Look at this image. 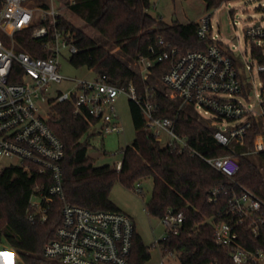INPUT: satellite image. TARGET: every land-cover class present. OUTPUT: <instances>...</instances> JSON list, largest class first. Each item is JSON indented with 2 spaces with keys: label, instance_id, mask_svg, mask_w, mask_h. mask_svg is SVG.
I'll return each instance as SVG.
<instances>
[{
  "label": "trees",
  "instance_id": "trees-1",
  "mask_svg": "<svg viewBox=\"0 0 264 264\" xmlns=\"http://www.w3.org/2000/svg\"><path fill=\"white\" fill-rule=\"evenodd\" d=\"M205 1L209 9L216 5L215 0ZM60 4L84 24V27H77L62 14L58 17L57 27L50 29L51 33L58 29L67 42L76 44L78 52L70 58L74 67L93 71L96 77L106 76L107 82L118 88L127 89L133 85L143 100L148 97L155 107V116L173 120L176 135L186 139L202 156L212 158L230 154L214 140L216 127L212 121L199 119L191 106L181 107L179 100L171 99L157 87L162 76L170 70L171 61L156 64L147 80L129 66L130 62L140 58L152 59L166 49H176L180 55L206 50L211 40L198 38V23L169 25L150 14L151 0H60ZM33 29L14 35L16 52H24L32 58L50 57L47 43L51 37L36 39L32 36ZM84 29L98 32L107 43L120 50L126 61L99 45ZM252 56L258 64L264 65L262 47L252 44ZM22 79V69L15 62L9 82L22 83ZM49 104L48 125L65 147L61 165L68 204L93 212H121L110 200L115 184L120 183L142 195L140 183L152 179V195L146 203L148 215L160 220L169 212L184 216L179 234L168 235L154 247L164 256L177 257L180 264H235L231 250L216 244L215 227L224 221L233 222L228 199L233 193H239L241 187L264 202V175L248 157L237 155L239 174L234 181H229L199 156L168 145L162 147L147 130L141 108L130 99L136 137L122 151L121 169L117 170L118 164L96 166L88 156L92 137L89 133L95 123L75 113L72 101L52 99ZM259 133L253 120V128L246 139V145L251 149ZM260 158L264 160V153ZM36 169V166L24 163L11 164L0 170V236L24 264H41L44 249L55 239L62 220L63 203L54 201L46 221H30V200L34 190L48 184ZM219 187H222V195L218 194L217 200L210 201L214 197L213 191ZM262 214L264 218V208ZM236 230L242 247L264 251V229L260 238L252 235L246 222L238 225ZM150 260V248L135 233L129 264H147Z\"/></svg>",
  "mask_w": 264,
  "mask_h": 264
},
{
  "label": "built area",
  "instance_id": "built-area-1",
  "mask_svg": "<svg viewBox=\"0 0 264 264\" xmlns=\"http://www.w3.org/2000/svg\"><path fill=\"white\" fill-rule=\"evenodd\" d=\"M54 1L0 0V30L12 40V47H6L0 38V157L19 160L17 165H34L36 172L47 180L48 184L37 186L31 197L29 219L32 223L46 221L50 204L54 201L63 203L61 224L55 239L46 245L41 264H129L136 233L133 219L123 212H93L66 202L61 165L65 147L48 125L49 114L42 115L38 103H49L52 99L72 101L75 113L86 117L95 126L100 125L105 133L119 134L124 129L116 110V99L121 93H126L141 108L147 130L159 142L160 134L166 133L170 138L168 146L199 156L229 181H234L239 174L237 155L260 157L264 153V105L260 103L261 113L256 114L238 100L223 98V95L244 94L245 90L234 58L214 41L211 15L202 19L197 29L200 40H211L206 50L180 55L176 49H166L152 59L140 58L137 64L141 67L140 75L147 80L156 64L171 61L170 70L161 79L168 89L166 94L179 100L181 107L191 106L199 113L203 111L206 115H213L216 118L212 120L216 127L213 138L230 154L212 158L202 156L186 139L176 135L173 120L155 116V107L148 97L143 100L133 85L127 89L118 88L107 82L106 76L70 79L75 82L73 90L58 92L52 97V84L68 79L61 73L62 50L68 48L71 55L78 52L76 44L67 42L61 31L55 29L50 32L51 28L57 27L58 17L63 14ZM261 10L264 12V6ZM257 24L246 29L247 39L264 38V30L260 23ZM31 27L34 28V38L51 37L47 43L50 57L32 58L24 52H16L14 35ZM15 62L22 69V83L9 82ZM245 70L254 72L253 66H246ZM257 71L264 78V65L258 64ZM253 120L260 133L251 149L246 145V139L253 128ZM216 121H238L239 124L224 130L217 126ZM120 169L121 162L117 165V170ZM222 193V187L215 189L210 201L217 200L218 194ZM228 206L233 222L224 221L216 225V244L231 250L235 264H264V251L242 247L236 230L238 225L246 222L252 235L260 238L264 229V202L241 187L239 193H233L228 199ZM161 222L166 228V235L161 239L164 240L168 235L179 234L184 216L169 212ZM158 244L159 240L155 242L157 247ZM169 256L174 257L172 254Z\"/></svg>",
  "mask_w": 264,
  "mask_h": 264
},
{
  "label": "rangeland",
  "instance_id": "rangeland-1",
  "mask_svg": "<svg viewBox=\"0 0 264 264\" xmlns=\"http://www.w3.org/2000/svg\"><path fill=\"white\" fill-rule=\"evenodd\" d=\"M216 5L209 9L205 0H151L152 7L150 14L161 18L165 23L172 25L178 23L185 25L191 22L199 23L202 19L211 15L213 25L212 36L214 41L226 48L234 58L241 80L244 84L245 93L229 97L223 95L227 100H238L245 106L252 109L256 114L261 113V106L264 105V78L257 71L258 62L252 56V44L262 47L264 55V38L247 39L246 29L253 28L260 23L264 30V0H215ZM57 9H61L69 21L77 27H84L83 22L63 8L59 1H54ZM87 34L94 38L97 43L107 48L118 59L126 61L124 55L118 48L107 43L104 38L92 29H84ZM0 38L6 47H12V40L0 30ZM71 54L68 48L63 49L60 55L61 73L65 78L61 83L52 84L51 96L58 92L69 93L73 90L75 82L70 79H91L96 77L93 71L85 68H76L70 63ZM129 66L141 72V67L137 62H130ZM246 66H253L254 72L248 73ZM164 93H168L167 87L161 82L156 84ZM50 97V96H49ZM42 115L49 114V103H38ZM194 114L201 120L212 121L216 118L211 114L199 113L194 107H190ZM116 110L120 122L124 129L122 133H105L101 126L92 127L90 135V147L88 156L95 161L96 166H114L123 159L122 151L132 144L136 137V130L133 124L130 111V97L126 93H121L116 99ZM219 128L228 129L236 127L238 121H216ZM169 136L162 132L160 143L165 147L169 142ZM264 175V160L259 156L248 157ZM16 159L0 157V170L11 165L18 164ZM143 194L131 191L120 183H116L110 193V200L124 213L128 214L134 221L136 234L143 243L150 248L151 260L147 264H180L177 257L164 256L157 247L156 241L161 240L166 235V228L160 219L151 217L146 211V203L150 200L153 190L152 179H146L140 183ZM9 253H3V252ZM3 253V254H1ZM0 264H24L17 253L6 246L0 236Z\"/></svg>",
  "mask_w": 264,
  "mask_h": 264
},
{
  "label": "crops",
  "instance_id": "crops-1",
  "mask_svg": "<svg viewBox=\"0 0 264 264\" xmlns=\"http://www.w3.org/2000/svg\"><path fill=\"white\" fill-rule=\"evenodd\" d=\"M120 211H121V210H120ZM121 212H122V211H121ZM123 213H124V212H123ZM125 214H126V213H125ZM127 215H128V214H127ZM3 253H9V252H6V251H5V252H3ZM3 253H1V254H3ZM9 254H11V253H9ZM11 255H12V254H11Z\"/></svg>",
  "mask_w": 264,
  "mask_h": 264
},
{
  "label": "water",
  "instance_id": "water-1",
  "mask_svg": "<svg viewBox=\"0 0 264 264\" xmlns=\"http://www.w3.org/2000/svg\"><path fill=\"white\" fill-rule=\"evenodd\" d=\"M256 26H258V24Z\"/></svg>",
  "mask_w": 264,
  "mask_h": 264
}]
</instances>
